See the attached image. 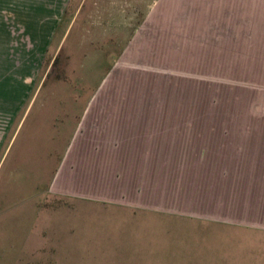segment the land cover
<instances>
[{
  "label": "rangeland",
  "instance_id": "obj_1",
  "mask_svg": "<svg viewBox=\"0 0 264 264\" xmlns=\"http://www.w3.org/2000/svg\"><path fill=\"white\" fill-rule=\"evenodd\" d=\"M217 3L119 6L139 23L124 26L122 70L102 89L51 70L59 38L41 65L65 0H0V264H264V9ZM102 5L87 0L81 16L107 36ZM105 93L155 115L140 131L144 151H35L53 130L35 96Z\"/></svg>",
  "mask_w": 264,
  "mask_h": 264
},
{
  "label": "crops",
  "instance_id": "obj_2",
  "mask_svg": "<svg viewBox=\"0 0 264 264\" xmlns=\"http://www.w3.org/2000/svg\"><path fill=\"white\" fill-rule=\"evenodd\" d=\"M74 1L75 0H65L64 7L59 11L50 32H48L50 36L47 33L45 34L46 37H44V41L46 42L41 46L42 55L44 56V58H41V65H44L48 60L50 51L54 47L55 41L58 40L57 38H59L61 42H59V46L55 48V51L51 55V70L54 69V71L59 70L63 73H69V76L73 73L74 79H69V87H73V85L74 87H78V85L85 86V84H88L90 86H97L96 88H98V86H101L102 81L107 79L109 72L113 73L117 70H122L120 68L123 66V55L125 52L124 26H129L134 22L139 23V21L137 19L134 20V18L129 19L128 16L127 20H125V18L120 16L122 13L118 10L119 6L121 8L125 6L126 8H133V6H131L133 0H103L102 6L104 7L101 6L103 9L99 17L101 22L100 26L102 25V27L106 28L107 33L110 34L105 36L101 32L102 29L95 31L94 28H92L93 22L81 16L83 7L87 1L81 0L79 10L69 18V25L65 28V31H63L64 23L67 19L66 17H68L66 16L69 12L68 7ZM219 1L221 3H217L218 7L243 9L244 13L250 9H264V0ZM79 29L81 30L79 31ZM62 31L63 33L60 37L59 33ZM135 38L132 36L130 37L132 42ZM127 39L129 40V38ZM106 40L114 42H110L111 44L107 46V44H105L107 43ZM78 41H80V43H77ZM41 51L39 53H41ZM81 73L86 76V79L80 80L77 85L76 82L78 79H76V75ZM64 86L65 85H63V87ZM101 88L103 89L104 85H102ZM125 98L126 97L108 96L106 93L96 96L52 95L45 98L38 95L35 96L33 100H40L41 102L39 101V103L42 104L37 111L51 110L50 112L44 113L48 116L47 120L49 119L47 124L53 129L44 139L46 143H43L41 146H36L35 151L55 153L60 151L68 153L77 151L85 153L144 151V149L140 148V131L146 128L148 129L149 126H151L149 123H146V121L150 119L156 120L155 115L132 110L125 111L122 106H117L118 104L123 105L125 103L124 100H129V98ZM27 101L28 99L24 104H26ZM126 103L130 104L131 102ZM27 114L28 111L22 114L20 118L21 123ZM37 114L40 113L37 112ZM168 119L171 120L174 118L169 117ZM150 129H152V131L155 130V123H152ZM178 130L182 131L181 128ZM225 130L229 133L226 135L229 136L241 135L240 133H236L235 129L227 128ZM212 131L217 132L218 129H213ZM262 132L264 133V130ZM263 133L260 135V139H262L260 143L261 148H264ZM71 135V140H68L67 137ZM248 135H251V133ZM61 140L63 145H61L60 148V146L57 145H59ZM154 143L153 137L152 143L151 145L148 144L146 151L156 152L158 149L155 147ZM228 145L230 144L228 143ZM233 156L236 157L235 155ZM242 157L245 161L252 158L251 155L245 154ZM106 159L107 156L104 155L103 160L106 161ZM40 160L42 162V157ZM40 160L37 157L36 160H33L35 164L32 166L42 167V163H40L41 166H38V161L40 162ZM130 160L132 164H128L127 166H145L144 163H140L139 159L137 162H134L135 160L129 158L127 162ZM123 161L124 159H122V162ZM98 162L100 164L102 163V155L99 156V160L90 158L83 159L82 166H93L94 163L97 164Z\"/></svg>",
  "mask_w": 264,
  "mask_h": 264
}]
</instances>
